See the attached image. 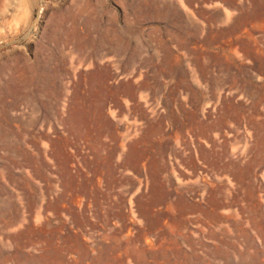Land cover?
<instances>
[{"label":"rangeland","instance_id":"374dc122","mask_svg":"<svg viewBox=\"0 0 264 264\" xmlns=\"http://www.w3.org/2000/svg\"><path fill=\"white\" fill-rule=\"evenodd\" d=\"M0 264H264V0H0Z\"/></svg>","mask_w":264,"mask_h":264},{"label":"bare ground","instance_id":"6f19581e","mask_svg":"<svg viewBox=\"0 0 264 264\" xmlns=\"http://www.w3.org/2000/svg\"><path fill=\"white\" fill-rule=\"evenodd\" d=\"M75 17L69 16V15H61L58 18H56V25H55V29L58 31L57 36L62 33L63 31H65L64 29L66 28V23L69 21L71 25L75 26L76 24V20L74 19ZM72 28V30H71ZM70 28V33L71 35H68V37L64 38L63 43L65 45H67L72 38H77L78 39V45L76 46L77 50H80L81 48H83L86 44L85 41L83 40V38L81 37V33L77 32L75 28L71 27ZM89 35V34H88ZM56 36V37H57ZM87 37V36H86ZM85 50V49H84ZM83 50V51H84ZM70 52V51H69ZM70 54V53H69ZM73 59V55H69V58L66 57L65 59H63V63L65 62H71V60ZM40 62V61H39ZM47 63V62H46ZM42 64V63H40ZM35 68V67H34ZM38 69V68H37ZM43 71H41L42 74H40V76L38 77V85L36 87H38V91L39 92H44L45 90H47L49 92V95L54 97V99H57V93L59 90V87L56 86V82H55V68L48 66L47 64H43L42 66ZM33 71V70H31ZM36 71V70H35ZM34 77V76H33ZM37 77V75H36ZM35 78V77H34ZM33 79V78H32ZM30 80V78H29ZM30 82V81H29ZM33 84V83H32ZM31 85V84H30ZM29 85V86H30ZM35 87V88H36ZM30 90V89H29ZM31 91V90H30Z\"/></svg>","mask_w":264,"mask_h":264},{"label":"crops","instance_id":"0c3cea01","mask_svg":"<svg viewBox=\"0 0 264 264\" xmlns=\"http://www.w3.org/2000/svg\"><path fill=\"white\" fill-rule=\"evenodd\" d=\"M262 18V17H261ZM263 19V18H262Z\"/></svg>","mask_w":264,"mask_h":264}]
</instances>
